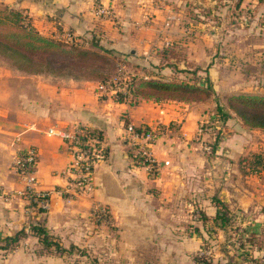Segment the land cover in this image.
Segmentation results:
<instances>
[{
	"label": "crops",
	"instance_id": "1",
	"mask_svg": "<svg viewBox=\"0 0 264 264\" xmlns=\"http://www.w3.org/2000/svg\"><path fill=\"white\" fill-rule=\"evenodd\" d=\"M254 1L259 6L263 4ZM97 2L110 14L96 15L93 7ZM1 6L26 12L32 25L44 35L55 37L59 31L69 29L86 44L96 35L100 45L127 50L129 54L121 56L127 64L130 62L129 70L137 78L170 76L175 69L166 64L158 66L156 51L170 41L182 42L187 32L180 24L181 16L166 6V0H0ZM166 19L171 22L168 27ZM99 86L94 78L49 73L19 75L0 65V237L21 229L31 217L41 220L59 244L82 239L93 245L98 255L95 264H166V243H172L167 246L171 254H188L183 243H199L203 237L202 231L183 238L185 234L177 235L172 230L183 221L180 213L186 208L185 198L201 189L205 194L204 218L196 220L201 226L218 229L214 220L216 197L228 205L233 222H243L245 231L254 236L245 247L252 253L251 261L240 255L244 248L235 245L231 255H223L220 248L213 250L221 253L210 264H264V169L261 165L254 171L249 165L241 169L238 164L243 155L249 156L250 163L252 153L264 155V129L247 127L234 117L242 128L237 136L203 141L202 136L211 135V131L204 128L199 132L200 123L214 118L205 112L204 102L142 100L130 105L112 99L110 94L99 97ZM160 117L166 125L152 144L161 162L154 175L130 158L124 122L155 125ZM72 123L98 129L105 149L94 164L93 188L88 193L66 197L58 189L68 181L61 171L70 154L60 137L48 135L45 130L51 125ZM254 136L259 138L255 140ZM206 144L211 146L210 152L203 150ZM224 144L228 146L224 148L226 153H222ZM29 146L37 149L38 188L49 193V206L44 212L34 205L30 209L29 201L16 193L23 184L13 166L14 155L17 149ZM219 155L231 160L233 179H244L243 196L234 201L230 196L237 190L235 187L229 191L211 182ZM199 178L211 185L205 189L197 185ZM3 193L10 196L5 199ZM94 201L108 207L114 230L90 220L88 212ZM221 232L216 233L221 236ZM191 262L199 264L195 256Z\"/></svg>",
	"mask_w": 264,
	"mask_h": 264
},
{
	"label": "rangeland",
	"instance_id": "2",
	"mask_svg": "<svg viewBox=\"0 0 264 264\" xmlns=\"http://www.w3.org/2000/svg\"><path fill=\"white\" fill-rule=\"evenodd\" d=\"M262 3V6H259L254 0H166V6L181 16L180 24L187 29L182 42L175 43V45L180 46V52L177 50L171 58V61L181 58V62L178 63L179 68L186 71H179L178 74L181 77L189 76L192 75L193 69H198L196 73L201 79L199 80L203 82V79L208 77L213 86L209 98L202 101L207 106L204 107V110H211L219 102L232 114L231 119H228L229 124L225 126L216 127L214 118L203 119L202 127L207 128V130L210 129L207 132L211 131V135L204 134L202 136L203 141L207 138L214 141L216 137H220L222 140L237 136L242 130L234 118L236 117L234 111L228 105L230 95L234 93L264 95V2ZM171 20L172 18H170ZM170 23L166 19V27ZM162 41L166 42V38H163ZM88 42L86 44L84 39L80 45L76 46L78 49L76 55L69 58L79 65L72 68L73 73L96 75L91 72L95 69L97 72L105 74L111 72L115 64L118 63L116 73L131 74L130 62L125 63L121 56V54H129L127 50L121 52L115 48L100 45L98 37L88 38ZM130 59H132L130 61H134L132 57ZM0 65L8 67L1 59ZM8 69L11 73L22 75L13 72L9 67ZM208 114L214 116L212 113ZM197 138L200 140V135ZM254 138L257 140L259 136H254ZM225 145L227 144H224L222 153H226L224 148H228ZM202 148L206 152H210L212 149L208 144L203 145ZM218 161L216 176L214 180L210 179L211 182L214 186L222 187L225 190L235 187L237 190L231 194L230 201L242 197L244 179L239 176L233 179L231 160L229 158L227 160V156L219 155ZM158 163L159 166L156 169L148 172L156 175L161 167L159 160ZM211 182H205L199 178L196 184L205 189L211 185ZM196 191L185 198L186 208L180 213V218L182 217L183 221L178 226H172V230L177 235L185 234L186 236L183 238L190 237V234L198 235L202 231L203 237L199 243L184 241L183 244L186 245V253L188 254L178 251L171 254L167 246L172 243H166V264H192L193 256L200 257L203 262L210 261V258L214 261L221 252L219 253L218 250L214 252L213 250L220 248L223 255H231L235 250L239 228L236 231H232L233 228L227 231L223 230L224 234L218 236L216 232L217 230L221 232V228L215 231L216 228L212 227L213 230H211L209 226L206 228L196 221L204 218L202 200L205 197L204 190L197 189ZM94 202L90 204V207ZM29 204L31 209L33 203L29 202ZM106 208L108 215L104 222H97L92 219L91 208H89L88 215L94 224H104L108 229L114 230V226L111 224L110 211L108 207ZM38 209L44 212L47 208L38 207ZM233 211H236V208ZM38 222L42 223L41 220H31V217H28L26 225L22 227L25 230L24 234L19 240L5 247L2 246L5 245V241L0 237V264L96 263L98 256L96 248L82 239L78 243L64 244L61 241L60 247L55 246L49 249L44 247L30 228L31 224ZM236 223L234 224L237 225ZM243 225L244 223L240 222L239 226L243 227ZM178 244L174 243V245ZM213 253H215L214 257Z\"/></svg>",
	"mask_w": 264,
	"mask_h": 264
},
{
	"label": "trees",
	"instance_id": "3",
	"mask_svg": "<svg viewBox=\"0 0 264 264\" xmlns=\"http://www.w3.org/2000/svg\"><path fill=\"white\" fill-rule=\"evenodd\" d=\"M257 1L264 2V0ZM93 37L95 38L96 35ZM81 42L77 40L74 43H67L54 36L44 35L32 25L29 18H25L22 10L10 6L0 7V59L13 72L21 74L49 73L53 75H74L76 77L94 78L100 82L99 89L102 90L107 85V81L116 75L118 63L115 64L111 72L105 74L97 72L95 69L91 70V72L96 75L73 73L72 68L79 65L69 58L72 55H76L78 50L76 46L80 45ZM175 43V41L165 43L156 51L159 56L158 66L166 64L175 69L170 76L162 78H137L133 74H129V79L118 81L116 92L110 95V97L116 101H127L130 105L138 104L142 100L193 102L209 98L213 88L212 83L208 77H205L203 82L200 81L201 79L196 73L198 69H193L191 71L192 75L189 76L181 77L178 74L179 71L186 70L179 68L178 63L181 62V58L171 61L176 51L180 52L181 50L180 46L175 45ZM177 46L179 48H176ZM122 61L125 62L124 59ZM106 95L107 93L100 92L99 97L103 98ZM228 105L243 125L250 128L264 129V95L234 93L228 97ZM205 107L207 106L205 105ZM205 112L214 115L217 127L219 125L225 126L227 119L232 115L219 102L211 110ZM218 140H220V137H216V141ZM248 159L249 156L247 155L239 158L238 164L241 169L247 165L250 166L252 171L256 169L257 165H261L264 169V155L252 153L253 161L250 163ZM214 201L217 205V211L214 216L216 227L224 231L231 228H233L232 231H236L239 228V235L235 244L237 247L244 248L240 255L251 261L253 259L252 253L248 252V248L245 247L247 243L251 244L253 242L251 240L252 235L247 233L244 227L234 224V218L225 202L216 197H214ZM30 228L44 247L48 249L55 246L60 247L55 236L49 232L43 223H33L30 225ZM24 231V228H21L12 234L3 236L2 239L5 241V245L2 246L5 247L19 240ZM227 257H224L225 262L228 261ZM195 260L199 264H210L213 262V259L210 258V261H204V263L198 256H195Z\"/></svg>",
	"mask_w": 264,
	"mask_h": 264
},
{
	"label": "built area",
	"instance_id": "4",
	"mask_svg": "<svg viewBox=\"0 0 264 264\" xmlns=\"http://www.w3.org/2000/svg\"><path fill=\"white\" fill-rule=\"evenodd\" d=\"M93 8L98 16L110 14L109 9L99 2L95 3ZM23 15L28 18L26 12H23ZM55 37L67 43L77 41L76 36L69 29L59 31ZM121 79H129V74L116 73L107 81V85L100 92L114 94L116 85ZM160 113L164 116L165 111L161 109ZM165 125L166 121L161 117L155 125H135L127 120L124 122L130 158L134 163L144 166L147 171H152L159 166L158 159L152 150V144L160 136ZM204 128L201 122L198 131L201 132ZM45 133L60 137L70 154L69 162L61 171V175L65 176L68 181L65 185L60 186L58 192L66 197H74L89 192L93 188L94 164L102 157L105 149L100 131L86 124L72 123L60 126L51 125L45 130ZM36 157L37 149L34 146L16 150L13 166L23 184L21 188L16 190V193L25 197L33 203L32 205L48 208L49 193L45 189L38 188L37 184ZM9 196L7 193H3L5 199ZM90 208L93 220L97 222L106 221L108 211L104 204L94 202Z\"/></svg>",
	"mask_w": 264,
	"mask_h": 264
}]
</instances>
